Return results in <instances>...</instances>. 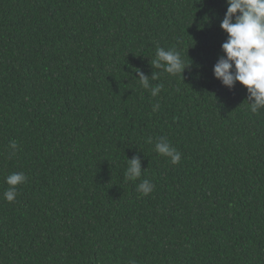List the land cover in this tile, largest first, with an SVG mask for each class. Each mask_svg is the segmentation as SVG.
Returning <instances> with one entry per match:
<instances>
[{
	"label": "trees",
	"instance_id": "1",
	"mask_svg": "<svg viewBox=\"0 0 264 264\" xmlns=\"http://www.w3.org/2000/svg\"><path fill=\"white\" fill-rule=\"evenodd\" d=\"M226 8L0 0V264H264V109L212 72ZM157 47L191 62L182 76L152 67ZM138 69L159 72L156 97ZM15 172L27 180L8 202Z\"/></svg>",
	"mask_w": 264,
	"mask_h": 264
},
{
	"label": "clouds",
	"instance_id": "2",
	"mask_svg": "<svg viewBox=\"0 0 264 264\" xmlns=\"http://www.w3.org/2000/svg\"><path fill=\"white\" fill-rule=\"evenodd\" d=\"M226 11L220 21V28L226 33V39L221 43L223 55H219L213 65V76L223 86L232 89L239 82L245 87L247 93L248 110L257 114L264 109V0H225ZM191 63V62H190ZM181 59L176 49L165 50L156 48L155 59L151 65L155 69H163L169 75L175 76L182 73L190 66ZM139 82L144 89L156 97L163 89V84L151 85L150 80L159 79V72H152L151 76L145 75L139 69L136 71ZM183 78V77H182ZM159 104L153 106V111ZM151 143V138L148 140ZM10 155H15L18 145L10 141ZM155 151L170 158L172 164H178L181 153L173 147L165 137H160L154 145ZM128 166L124 173L127 181H135L141 177L142 168L140 158L132 156L128 159ZM27 180L23 172L9 174L5 183L9 185L4 192V199L12 202L16 199V186ZM154 189L151 181L144 179L138 185V191L143 195L150 194ZM134 264V262H130Z\"/></svg>",
	"mask_w": 264,
	"mask_h": 264
}]
</instances>
